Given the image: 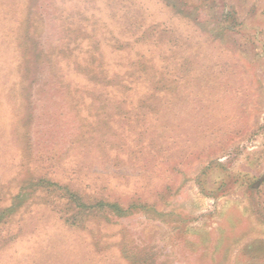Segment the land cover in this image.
I'll list each match as a JSON object with an SVG mask.
<instances>
[{
	"label": "rangeland",
	"instance_id": "obj_1",
	"mask_svg": "<svg viewBox=\"0 0 264 264\" xmlns=\"http://www.w3.org/2000/svg\"><path fill=\"white\" fill-rule=\"evenodd\" d=\"M0 264H264V0H0Z\"/></svg>",
	"mask_w": 264,
	"mask_h": 264
}]
</instances>
